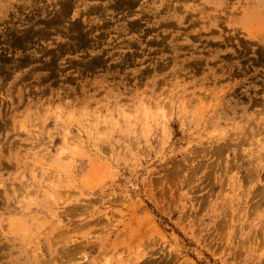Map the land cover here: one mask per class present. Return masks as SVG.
Here are the masks:
<instances>
[{"label": "rangeland", "instance_id": "1", "mask_svg": "<svg viewBox=\"0 0 264 264\" xmlns=\"http://www.w3.org/2000/svg\"><path fill=\"white\" fill-rule=\"evenodd\" d=\"M258 166L264 0H0V264H264Z\"/></svg>", "mask_w": 264, "mask_h": 264}, {"label": "bare ground", "instance_id": "2", "mask_svg": "<svg viewBox=\"0 0 264 264\" xmlns=\"http://www.w3.org/2000/svg\"><path fill=\"white\" fill-rule=\"evenodd\" d=\"M97 127H95V129H96ZM94 129V130H95ZM73 139H75V137L73 136ZM257 171H258V174H259V176L261 177V178H263V175H264V172H263V168L262 167H257ZM262 193H263V197H264V191H262ZM258 194H260V192L258 193ZM262 197V196H261ZM263 200H261V202H262ZM258 205L259 206H261V203H258ZM261 224H263L264 225V219L262 220V223ZM262 225V228H261V231H262V233L264 234V226Z\"/></svg>", "mask_w": 264, "mask_h": 264}]
</instances>
